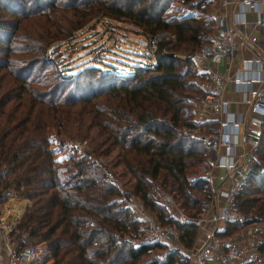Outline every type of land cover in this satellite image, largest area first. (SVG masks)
I'll list each match as a JSON object with an SVG mask.
<instances>
[{
  "label": "trees",
  "instance_id": "16d2710c",
  "mask_svg": "<svg viewBox=\"0 0 264 264\" xmlns=\"http://www.w3.org/2000/svg\"><path fill=\"white\" fill-rule=\"evenodd\" d=\"M171 1L0 0V205L9 197L27 199L9 236L22 242L24 234L43 243L54 264H189L178 251L144 258L163 242L135 244L126 237L139 230L135 212L107 165L93 159L112 148L122 149L133 194L162 223L175 219L154 198L152 182L168 187L190 218L211 196L204 175L193 169L198 165L203 171L210 151L192 131L216 124L193 117L206 74L191 59L172 52L197 49L199 32L211 30L213 22L186 12L165 17ZM180 2L189 9L203 7L202 0ZM103 16L129 20L144 37L138 43L148 48L146 38L174 35L158 41L153 61L124 74L86 65L74 73L56 70L57 77L55 71L51 76L49 69L58 59L56 49L49 52L52 44L73 38L93 17ZM30 18L38 23V31L33 37L17 34ZM28 38L31 43L20 42ZM4 78L7 84L2 85ZM66 138H89L92 155H63ZM254 152L256 159L234 201L246 218L227 228L236 231L259 222L264 254V119ZM176 225L178 240L191 247L197 233L194 221Z\"/></svg>",
  "mask_w": 264,
  "mask_h": 264
},
{
  "label": "built area",
  "instance_id": "2783aa9c",
  "mask_svg": "<svg viewBox=\"0 0 264 264\" xmlns=\"http://www.w3.org/2000/svg\"><path fill=\"white\" fill-rule=\"evenodd\" d=\"M236 2L242 8L254 11L256 16L252 25L264 29V0ZM234 20L233 24H228L225 15L216 16L211 30L199 32L198 48L183 55L191 59L199 71L206 74V78L200 82L202 101L215 114L217 123L215 130L203 135L207 148L213 154L212 158L210 155L211 159H208L207 168L203 172L209 185L212 181L215 182L211 197L195 217L190 218L180 209L175 215L176 224L183 225L192 220L202 232L198 245L185 253L189 264H264V255L260 251L262 237L258 228L244 229L235 237L223 238L217 234L218 224L224 229L228 223H242L246 218L234 206L236 192L242 184L240 175L243 171L240 164L242 154L239 151L238 129L242 127L243 132L248 133V143L250 147H255L262 133L264 116V58L257 55L243 57L237 63L239 71L250 74L234 75L230 78L233 84L242 87V103L257 116L244 118L242 113L234 115L228 111L229 101L224 93L229 79L219 73L215 66L221 60L231 59L239 45L248 40L256 41V37L244 35L237 42L234 24L243 20ZM165 36L172 37L173 34L163 32L148 38L147 44L152 54L156 51L158 41ZM78 144L69 142L68 146L74 150ZM217 197L223 199L221 205L215 204ZM136 218L138 235L145 242H165L175 238L179 232L175 223L157 221L146 214L140 204L136 207ZM11 227L10 223L2 225L6 264H32L37 255L36 249L31 245H23L18 249L12 247L8 236Z\"/></svg>",
  "mask_w": 264,
  "mask_h": 264
},
{
  "label": "rangeland",
  "instance_id": "374dc122",
  "mask_svg": "<svg viewBox=\"0 0 264 264\" xmlns=\"http://www.w3.org/2000/svg\"><path fill=\"white\" fill-rule=\"evenodd\" d=\"M202 1H203L202 4L203 7L201 10L203 13V18L202 19L199 18V19L203 22L211 24L213 22V18L211 16L215 12L214 8L217 5V0H202ZM191 11L192 9L187 8L185 4L180 2V0H174L170 2L169 7L166 9L164 16L168 17L178 14L181 15L184 14L185 12L190 13ZM15 19H16L15 17H11V20H15ZM133 27L134 26L127 19L114 20L104 16L93 17L88 24L82 26L80 29H77L74 32L75 36L73 38H69L68 40L62 39L59 42H55L54 44H52V46L49 48V52H52L54 49H56V53L54 56L58 58L56 62L52 65V68L49 69V71L52 72L51 76H53V71H55V77H57L56 70L63 71L62 73L64 74L70 72L74 73L77 71L78 68H82L83 66L86 65H93L94 67H98L103 70H106V68H108L110 69V71H113L117 74H124L130 71L134 65L144 64L147 63L148 61H153L154 56L150 51V49L145 44L138 43V41H140L139 38L142 41H144V37L141 34L137 33ZM38 28H39L38 23L34 20V18H30L22 22L20 30L16 33L23 35L25 34L26 36L29 34L31 37H33L34 30L37 32ZM164 33H168L169 35L173 34L171 32H164ZM162 38H165V40H167L169 38H173V36L172 37L165 36ZM145 40H148V38H146ZM26 41L30 42L31 39L28 38V40H23V41L21 40L20 42L25 43ZM182 52L184 51L176 50L172 52V55H178L180 57H183V55L187 54V52L186 53H182ZM37 68H39V65H37ZM61 68H64V70ZM201 81L202 80H200V82ZM5 84H7V81L4 78L2 85ZM199 105L200 106L202 105V107H204L201 114L199 112L201 108ZM194 111L197 112L196 115L194 114ZM207 114L215 115L203 103L202 96H200V99L195 101V104L193 106V117L195 119H200L207 117ZM215 125L217 126V123ZM215 125L205 124L204 126L195 128L192 131V133L197 135V137L199 138L202 137V139H204L203 135L205 133L215 130L217 128V127L215 129L212 128ZM64 142L66 143L65 146L63 145L64 147L63 155L65 156L72 153L74 157H80L84 155L89 157L92 155V149L94 144L91 143L89 138H74V139L66 138ZM69 142L79 143L77 149L76 150L70 149L68 146ZM203 142L206 146V141L203 140ZM122 154H123L122 149H120L119 147H115L112 148L111 150H108L104 154L93 156V159H97L99 162H104L107 165L109 171L112 172L111 178L118 184L119 189L125 194L124 197L127 201V204L135 212V216H136L137 203L140 205H142V203L139 202L138 197H136L133 194V187L131 184L132 176L123 165ZM210 154L212 158L213 154L211 151ZM207 165L208 164L203 165V171H201L198 168V165H196L195 168L193 169H195L197 173L201 172L203 174L204 170L207 168ZM152 183L154 184V188L151 190V192L153 193L154 198H156V200L159 201L160 203L167 206L168 213L170 215H173V220L175 219V215L179 209L182 212L185 213L188 212V210L180 207V203L175 199L172 193L168 191V187L159 185V181H154ZM210 192L212 194L211 190ZM7 200L5 202H7ZM0 208L1 210L5 211L4 209H2V207ZM144 211L146 214H148L149 216L155 219V212H152L145 207H144ZM0 216H1V211H0ZM2 219L3 220H0V227H1L0 229H2L3 232L2 225H4V223L7 221V218L5 219L2 218ZM173 223H175V221ZM15 224L14 225L12 224L11 230L15 226ZM179 234L180 233L178 232L177 236L174 239L171 240L169 239L166 242H163L162 247L154 248L152 251L144 254V258H151L156 255L158 257L163 256L165 253H167V251H178L180 253L185 254L186 253V251L184 250L185 247L183 243H181L178 240ZM126 237L132 239V241L135 244L141 241L138 235V231H136V233L132 232L131 234H127ZM13 238L14 239L12 240L9 236L11 246L14 248H16V246L19 243H21L22 245L34 246L37 255L34 261L32 262V264H46V260H45L46 250L44 244L37 243L35 240L31 238H24V234H22V239H23L22 242H17V240L20 241V238L17 239L15 237ZM4 245L5 243L2 242L1 248H4Z\"/></svg>",
  "mask_w": 264,
  "mask_h": 264
},
{
  "label": "crops",
  "instance_id": "0c3cea01",
  "mask_svg": "<svg viewBox=\"0 0 264 264\" xmlns=\"http://www.w3.org/2000/svg\"><path fill=\"white\" fill-rule=\"evenodd\" d=\"M214 11H215L214 14L211 16L213 18V20L216 16H219V15H225L226 21L228 24H233V22L235 21L234 20L235 18H239V19L243 20V21L238 22V23L235 22V24H234V26L236 28L235 39L237 42L240 41L244 37V35H248L249 37H251V36L256 37L255 42H250L248 40L243 45H239L237 47V49L235 50V52L233 53L232 58L221 60V62L219 64H217V66H215V69L219 73L227 76L229 79V80H227V87H226V90L224 93V96L229 101V105H228L229 113L230 114L232 113L234 115H237L238 113H242L244 118H249L251 116H257V115L252 114L249 111L248 107L242 103V101H241L242 87L233 84L232 81L230 80V78L233 77L234 75H241V74L242 75L243 74L248 75V74H250V72H241L237 68V63H239L243 57H253V56L257 55V56L264 58V29L254 27L252 25V21H254V18L256 16L255 12L252 10H249L247 8H242L240 5H238V2H236V0H217V5L214 8ZM191 12H194L192 14L195 17L200 18V19L203 18V13L201 10L192 9ZM202 105L201 106L199 105L201 107L199 110L200 114L204 108V107H202ZM196 111H198V110H196ZM196 113L197 112L194 111L195 115H196ZM221 117H223V116H221ZM197 118H199V117H197ZM200 119H202V120H200ZM200 119H198V120L209 121V122L214 121L216 123L215 115L207 114V117L200 118ZM263 119H264V116H263ZM216 127L217 126H215V128ZM262 131H263V120H262ZM261 135H262V133H261ZM248 137H249L248 133H244L243 128L239 127V129H238L239 151L242 154L240 164H241V167L243 168V171L240 175L241 182L245 181V177H246L248 168L250 166L251 160L256 159L254 151L260 143V137L261 136L259 137L258 144L255 147H250V145L248 143ZM210 155L211 154H209V156ZM239 162H240V160H239ZM214 183H215L214 181H212V183H210L211 185H209V183H208V187L210 190L213 189ZM218 184H219V182H218ZM222 203H223L222 198L217 197L215 199V204L221 205ZM26 205H28V201L25 198L9 197L7 202H5L3 205L0 206V207H2V209L5 210V211H3L0 208V211H1L0 218L1 217L4 219L7 218V221L5 223H10L11 225L12 224L14 225L15 223H17L19 218L22 216ZM137 205H139V204L137 203ZM2 218L0 220H3ZM11 218H13V219H11ZM227 225L224 229H222V225H219V224L217 225V232H218L217 234L223 238L235 237L241 231H244V229H247V228L255 227V228L259 229L261 227V224L259 222H251L250 224H247L246 226L242 227V229L232 231L229 229V227L227 228ZM196 232L197 233L195 235V238L193 240L191 247H189V248L185 247V249H184L185 251H188L193 246L198 245L202 232L200 229H197ZM171 239H174V238H171ZM2 242L5 243V239L3 236L2 229H0V264H6L7 263L6 253L4 251V248H1ZM45 250H46V256H45L46 264H53V258L48 253V250L46 247H45ZM250 264H252V263H250Z\"/></svg>",
  "mask_w": 264,
  "mask_h": 264
}]
</instances>
